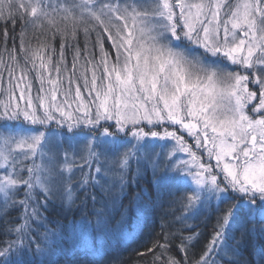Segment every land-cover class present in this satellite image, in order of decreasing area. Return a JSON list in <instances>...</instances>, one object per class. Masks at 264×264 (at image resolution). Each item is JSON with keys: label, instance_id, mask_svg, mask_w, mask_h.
Returning a JSON list of instances; mask_svg holds the SVG:
<instances>
[{"label": "snow or ice", "instance_id": "snow-or-ice-1", "mask_svg": "<svg viewBox=\"0 0 264 264\" xmlns=\"http://www.w3.org/2000/svg\"><path fill=\"white\" fill-rule=\"evenodd\" d=\"M17 18L19 44L8 48L5 31L0 53V218L14 208L21 214L5 228L14 238L0 241V264H16L33 245L36 254L51 252L55 232L39 231L42 210L57 193L73 202L76 168L82 188L98 184L84 166L99 164L97 148L118 149L128 135L136 143L121 154V190L140 142L152 137L166 142V166L185 186V214L177 217L185 227L213 198L238 201L218 217L199 254L192 251L198 234L177 230L155 243L153 264H217L214 255L234 256L228 228L241 207L259 215L264 232V0H0V20ZM176 42L203 52L189 55ZM205 54L216 63L207 64ZM224 61L242 71L221 67ZM96 215L103 223L104 210ZM177 235L179 260L170 254ZM260 255L264 260V247Z\"/></svg>", "mask_w": 264, "mask_h": 264}, {"label": "trees", "instance_id": "trees-1", "mask_svg": "<svg viewBox=\"0 0 264 264\" xmlns=\"http://www.w3.org/2000/svg\"><path fill=\"white\" fill-rule=\"evenodd\" d=\"M22 26L18 18L15 24L11 20H0V53L5 47L3 33L7 32L6 46L11 48L14 43L19 44ZM31 32L32 29H29V33ZM56 45L59 47V41ZM105 47L110 48V42L106 41ZM182 48L187 51H200V48L189 47L187 44ZM198 51L196 56H199ZM223 64L224 62L221 63ZM18 124L19 122H16L14 126ZM51 130L60 131L55 124L51 125ZM147 130L148 128H145V131ZM111 131L115 132V128ZM121 136L123 137V134ZM185 138L189 144H193L192 138L187 134ZM63 140V147L68 148L66 132ZM129 141L136 143L128 135L121 140L118 149H96L102 153L99 164L92 161L91 167L84 166L83 173L96 177L98 184L89 183L82 188L79 183L82 179L81 169L74 170L73 202L62 200L60 193H57L48 202L47 208L42 210L45 220L39 231L42 233L46 227L55 232V236L48 241L51 252L36 254L33 245L32 252L25 250L18 258H14L16 264H153L155 255L159 253V249L154 248L155 243H163L165 233L177 230L185 237L198 234L193 241L192 251L199 254L204 249L216 229L218 217L228 206L238 201L229 198L221 203L213 198L190 216L185 227V224L177 219L185 214L182 207V198L186 196L185 186L175 178L178 174L166 166L164 157L168 147H165V141L148 137L140 142L141 146L124 174L123 190L120 189L117 174L121 172V154L130 146ZM168 143L170 145V142ZM76 152L77 163H83L80 156L86 155V148L82 141L76 143ZM57 154L59 155V152ZM157 159L160 161L159 167L153 164ZM97 166L102 167L99 174L95 172ZM93 195L96 197L95 201L91 199ZM100 209L104 210V222L98 224L96 213ZM20 214L21 210L14 208L0 218V241L14 238L6 237L4 232L6 227L19 223ZM261 226L259 215L250 217L247 209L241 207L228 228V243L236 248V254L233 256L230 252L227 255L221 252L214 255L217 264H264L260 255L261 248L264 247V232L261 231ZM33 235L36 236V233ZM36 238L40 239L39 236ZM179 243L177 235L171 243L170 253L178 260L183 258ZM149 249L153 251L150 252Z\"/></svg>", "mask_w": 264, "mask_h": 264}, {"label": "rangeland", "instance_id": "rangeland-1", "mask_svg": "<svg viewBox=\"0 0 264 264\" xmlns=\"http://www.w3.org/2000/svg\"><path fill=\"white\" fill-rule=\"evenodd\" d=\"M176 43H178V42H176ZM184 44H187L186 42L185 43H183V44H177L178 46H181V48L182 47H184ZM193 48H196V47H193ZM198 51V50H197ZM197 51H188L189 53V55H192V56H196V54H197ZM203 52V50L202 49H200V51H198V53H199V56L201 55V53ZM204 60H205V62L207 63V64H209V65H212V64H215L216 63V59L215 58H211V57H208L206 54L204 55ZM213 62V63H212ZM220 66L221 67H224V68H229V69H231V70H235V71H242L241 69H239L237 66H235V65H231L229 62H227V61H224V64L223 65H221L220 64ZM226 66V67H225ZM228 69V70H229ZM180 158H187L186 156H185V154H183V153H179V154H177ZM215 162V161H214Z\"/></svg>", "mask_w": 264, "mask_h": 264}]
</instances>
